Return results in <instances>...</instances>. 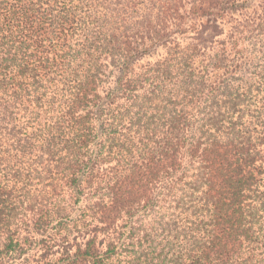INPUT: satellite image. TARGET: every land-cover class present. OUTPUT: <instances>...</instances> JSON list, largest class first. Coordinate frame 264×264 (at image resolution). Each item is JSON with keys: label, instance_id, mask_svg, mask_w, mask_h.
Here are the masks:
<instances>
[{"label": "trees", "instance_id": "1", "mask_svg": "<svg viewBox=\"0 0 264 264\" xmlns=\"http://www.w3.org/2000/svg\"><path fill=\"white\" fill-rule=\"evenodd\" d=\"M0 264H264V0H0Z\"/></svg>", "mask_w": 264, "mask_h": 264}]
</instances>
